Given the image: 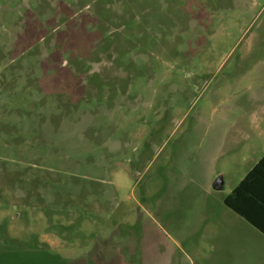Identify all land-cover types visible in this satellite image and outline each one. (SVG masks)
<instances>
[{"label":"rangeland","instance_id":"obj_1","mask_svg":"<svg viewBox=\"0 0 264 264\" xmlns=\"http://www.w3.org/2000/svg\"><path fill=\"white\" fill-rule=\"evenodd\" d=\"M263 157L264 0H0V264H264Z\"/></svg>","mask_w":264,"mask_h":264},{"label":"trees","instance_id":"obj_2","mask_svg":"<svg viewBox=\"0 0 264 264\" xmlns=\"http://www.w3.org/2000/svg\"><path fill=\"white\" fill-rule=\"evenodd\" d=\"M225 205L264 233V157L224 200Z\"/></svg>","mask_w":264,"mask_h":264},{"label":"water","instance_id":"obj_3","mask_svg":"<svg viewBox=\"0 0 264 264\" xmlns=\"http://www.w3.org/2000/svg\"><path fill=\"white\" fill-rule=\"evenodd\" d=\"M220 182H221L220 180L215 181V183H214V187H215V188L219 187Z\"/></svg>","mask_w":264,"mask_h":264},{"label":"crops","instance_id":"obj_4","mask_svg":"<svg viewBox=\"0 0 264 264\" xmlns=\"http://www.w3.org/2000/svg\"><path fill=\"white\" fill-rule=\"evenodd\" d=\"M262 223L264 224V216L262 215ZM259 231V230H258ZM260 232V231H259ZM260 234L264 237V233L260 232Z\"/></svg>","mask_w":264,"mask_h":264}]
</instances>
